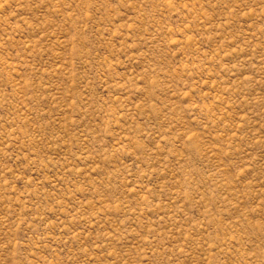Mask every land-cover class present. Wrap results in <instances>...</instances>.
<instances>
[{
	"label": "rangeland",
	"instance_id": "1",
	"mask_svg": "<svg viewBox=\"0 0 264 264\" xmlns=\"http://www.w3.org/2000/svg\"><path fill=\"white\" fill-rule=\"evenodd\" d=\"M0 264H264V0H0Z\"/></svg>",
	"mask_w": 264,
	"mask_h": 264
}]
</instances>
